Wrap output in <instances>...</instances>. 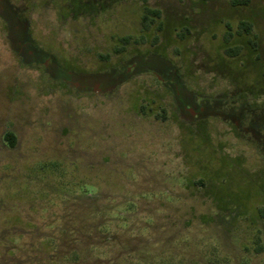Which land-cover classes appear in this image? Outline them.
Returning <instances> with one entry per match:
<instances>
[{
	"label": "rangeland",
	"instance_id": "obj_1",
	"mask_svg": "<svg viewBox=\"0 0 264 264\" xmlns=\"http://www.w3.org/2000/svg\"><path fill=\"white\" fill-rule=\"evenodd\" d=\"M0 264H264V0H0Z\"/></svg>",
	"mask_w": 264,
	"mask_h": 264
},
{
	"label": "trees",
	"instance_id": "obj_2",
	"mask_svg": "<svg viewBox=\"0 0 264 264\" xmlns=\"http://www.w3.org/2000/svg\"><path fill=\"white\" fill-rule=\"evenodd\" d=\"M200 1H207V0H200ZM249 4V0H229V5L231 7H244ZM160 18L159 11L150 10L148 8H144V14L141 17V24L144 28H149L151 23H155V19ZM241 28L244 29L246 32H249V26L245 23L240 24ZM228 55H235L238 53V49L229 50L227 51ZM15 136L7 132L4 134V141L10 146L13 147L15 144Z\"/></svg>",
	"mask_w": 264,
	"mask_h": 264
}]
</instances>
